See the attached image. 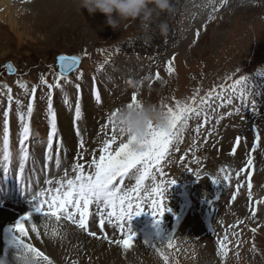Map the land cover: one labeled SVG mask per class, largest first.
I'll return each mask as SVG.
<instances>
[{
	"label": "rangeland",
	"instance_id": "obj_1",
	"mask_svg": "<svg viewBox=\"0 0 264 264\" xmlns=\"http://www.w3.org/2000/svg\"><path fill=\"white\" fill-rule=\"evenodd\" d=\"M56 1L64 3L61 11L48 19ZM171 2L175 14H154L147 31L139 20H122L113 31L104 14H89L80 0H13V19L24 36L18 38L7 20H0V137L5 138L7 120L8 140L18 142L16 146L9 142L8 158L10 151L19 155L25 141L37 148L31 167L36 186V178L42 182L77 164L83 165L85 174L93 171L92 160H98L104 141L113 136L109 118L131 103L133 94L139 102L164 105L165 110L175 109L177 102L202 108L161 163L163 174L154 170V182H164L163 202L171 211L158 227L148 214L135 217L131 228L136 241L131 249L90 237L67 221L54 223L58 231L72 229L75 236L97 242L104 250H97L96 257L113 248L122 264H264V0ZM161 22L169 25L167 36L160 35ZM59 54L78 56V70L60 77L55 66ZM170 61L172 73L167 71ZM6 63L13 65L14 75L5 74ZM242 77L244 82L237 84ZM205 99L208 103L201 105ZM61 111L71 141L61 133ZM53 113L56 129L49 148ZM25 124L30 133L21 143ZM115 135L113 150L127 140L118 129ZM2 145L0 167L7 172L1 163L8 160ZM21 168L23 162L18 160L6 178L14 183ZM65 172L66 179L76 175ZM138 175L133 170L125 178V192L131 194ZM3 183L0 174V189ZM152 183L145 181L149 188ZM10 201H1L0 213L13 209ZM143 207L150 212L147 202ZM90 212L91 231L113 240L122 238L115 221H106L101 232L95 205ZM169 234L171 247L166 243ZM146 240L155 247L145 245ZM0 243L3 257L7 236ZM82 243L85 246L80 244L66 255L65 264H94L86 248L92 243Z\"/></svg>",
	"mask_w": 264,
	"mask_h": 264
},
{
	"label": "snow or ice",
	"instance_id": "obj_2",
	"mask_svg": "<svg viewBox=\"0 0 264 264\" xmlns=\"http://www.w3.org/2000/svg\"><path fill=\"white\" fill-rule=\"evenodd\" d=\"M198 36V33H197ZM174 60V58H173ZM80 58L76 55H60L58 57L59 75L64 77L66 73L72 72L78 67ZM9 65V71H11ZM167 71L172 73L174 71L172 62L168 64ZM159 79V74H156ZM245 78H241L236 81L237 84H242ZM59 85L57 84V87ZM35 89H33V93ZM244 92L241 91L243 97ZM211 98V93H209ZM139 101L135 94L131 97V103L128 104L131 107L137 104ZM196 103L195 99L192 102ZM208 103V100H201L200 104L204 105ZM165 108L166 106L161 105ZM210 107V105H209ZM51 108V104H49ZM197 107H193L190 104L176 103L175 109L167 107L166 112L168 114V126L166 129L160 130L150 126L148 135L139 143L132 138L127 137L126 142L121 140L119 146L116 149H112V144L116 143V126L112 122L111 117L109 123L112 124L113 136L110 140H105L101 149V154L98 160L93 159L91 167L93 171L85 174L84 167L81 164H77L72 170L76 173L74 178L66 179V181H58V187L48 188L46 193L41 194V198L36 196L32 197L30 201V210L26 214L21 215L19 219H16L14 223L9 225L5 229L7 236V243L5 248V254L0 257V261H6L7 264H13L21 258L19 254L31 253L39 261H44L46 264H52V260L45 255L42 251L38 250L31 243L28 242V230L26 224L31 225V231L37 234V225L33 222V213H37L40 217H43L46 221H51L53 218L57 223L60 221H67L74 225L77 229L82 230L86 235L97 239L108 240L109 244L115 243L122 247L125 251L131 249L136 241L135 233L131 228V221L142 214H148L153 217L155 225L158 227L163 220L166 213L171 209L164 205L165 187L164 182L159 184L155 183L154 170L163 174L161 163L166 159L169 154L170 148L174 144L180 143L185 129L189 125L190 119L199 117L201 111ZM33 111L32 106H28V113ZM215 111V109H213ZM115 112L112 113L114 115ZM111 115V116H112ZM7 116V113H5ZM80 109L76 108V118L79 119ZM51 132L49 135V148H51L52 136L55 134V114L51 117ZM30 128L27 124L23 127V137L21 143L28 139ZM122 135V131H120ZM4 147L6 150L5 159H8L7 149L9 145L7 120H5L4 131ZM259 140V136H257ZM237 144H239V138H237ZM83 147V142H81ZM235 149H233V154ZM251 164V161H248ZM135 173L139 175L135 180V188L131 190V194L123 190L125 178L129 176V173ZM244 169H242L243 171ZM22 171V168H21ZM239 175V173H237ZM197 174V179H199ZM227 179V177H225ZM152 179L153 183L149 188L145 181ZM213 184L216 181L211 180ZM52 183L51 180L48 181ZM171 185L176 184V180L170 181ZM119 185V186H117ZM239 187V186H238ZM251 185L249 184V188ZM147 202L150 208V212L144 211V203ZM92 205L96 206L97 215H99V226L101 232L104 231L105 223L111 224L114 221L120 228L121 239H109L105 233L103 237L97 235L96 232L90 230L89 217L92 214L90 208ZM255 213H253L254 215ZM45 229L48 225L45 223ZM158 235L160 234L158 228ZM53 236L57 235L56 230L52 232ZM172 235L166 237L167 245L171 247ZM145 245L149 247H155V244L151 241H145ZM165 243H160L163 246ZM225 246L221 245V251L223 252ZM11 255V260H9ZM161 257L167 261V256L161 253Z\"/></svg>",
	"mask_w": 264,
	"mask_h": 264
},
{
	"label": "bare ground",
	"instance_id": "obj_3",
	"mask_svg": "<svg viewBox=\"0 0 264 264\" xmlns=\"http://www.w3.org/2000/svg\"><path fill=\"white\" fill-rule=\"evenodd\" d=\"M62 4H64V3L59 2V1L58 2L56 1L55 3H53L52 7H54V10L52 11V16L47 17V18L53 20L54 16H56L55 13H59V11H61L60 8L63 6ZM12 5H13V0H0V20H3V21L7 20L8 25H10L12 30H14V32H15V34H17L18 38H20V36H22L23 34H21L18 31L17 22H16V20L13 19L12 14H13V11L15 9L14 8L15 6H12ZM46 21H47V19H46ZM61 112H62L61 119H60V125L62 128L61 133L66 140L71 141L72 136L67 131V126L65 124L66 118H65L64 112L63 111H61ZM75 125H77V124H75ZM73 128H74V126H73ZM82 133H84V132H82ZM77 137H79V136H77ZM4 139H5L4 137H3V139L0 137V147H1L0 152L3 149L2 144H4L3 143ZM9 142H10L11 146H16V144L18 143V142L16 143V139H14V138L10 139ZM67 146H69V145H67ZM22 147L24 148V150H20L21 153L19 155H17V153H13L12 151L9 152L10 161L6 162L7 163L6 166H8L7 168H9L7 171L9 173L12 170L13 166H15L16 162L18 160H21L23 162V169H22V171H20L19 174L21 176H23L25 179H27L28 175L31 174V171H32L31 167L34 166L33 161L37 159L38 151H37L36 147L31 146L29 143H27V141H25V143ZM29 149H32L34 153L32 154L31 152H29ZM26 151H28V152H26ZM0 169H1V167H0ZM64 170H63V172H65ZM63 172L55 174V176H50V178L42 181L40 183V189L37 190L36 192H34V194L31 197H29L24 203H20L18 205H16V204L9 205L13 209L6 210L4 213H0V228H1L0 240L1 241H4L6 239L5 229L9 225L12 224V219L13 218L15 220L19 219V217L21 215L26 214V212L28 210H30V201L32 200L33 196H36L39 199V198H41V194L46 193V190L48 188H50V187L53 189L56 188L58 186L57 182L64 178ZM72 172H73V170L69 168L68 172H65V173L69 174ZM1 173H3V172H1ZM32 174L35 175L34 170L32 171ZM49 180L52 181L51 184L48 183ZM64 180L66 181V177L64 178ZM21 181L23 182V178H20L17 180V182H21ZM37 183H39V181ZM8 188H11L10 185H8ZM25 188H27V186H25ZM7 190H9V189H7ZM10 190H12V189H10ZM15 190H17V189H15ZM18 196H21L20 192L18 193ZM0 198H1V195H0ZM1 200L2 199H0V201ZM16 213H19V214L16 215ZM35 219H36V221H35ZM54 220L46 221L43 217H40L39 214L33 213V222L36 223V225H37V231L39 232V237H37V234L35 232L31 231V225L26 224L25 226L28 230V233L30 234V237H29L30 239H28L30 241V243L35 244L36 248L38 250L42 251L45 255H50L53 258H55V261L57 264H65L64 261H65L66 255L70 254V252L76 246H77V250H78L80 244L85 246V244L82 242L92 243V244H89L88 247H86V248L88 249L89 256L90 257L92 256V259H94V264H122V262L120 260L121 258L119 257L118 253L113 250V248H109V252L104 253L101 257H96L95 252H97V250H99V249L104 250L103 247L98 245L97 242H95V241H89V240L87 241V240L83 239L82 237L75 236L73 233L74 231L72 229H68V231H66V232L58 231L57 226L54 223L56 221H54ZM1 223H2V225H1ZM45 223H47V225H48L47 229H45V227H44ZM54 229L57 232L56 236L52 235V232ZM68 243H71V245H69ZM118 257L120 259H118ZM9 260H11V255H9ZM13 264H17V262L14 261Z\"/></svg>",
	"mask_w": 264,
	"mask_h": 264
},
{
	"label": "clouds",
	"instance_id": "obj_4",
	"mask_svg": "<svg viewBox=\"0 0 264 264\" xmlns=\"http://www.w3.org/2000/svg\"><path fill=\"white\" fill-rule=\"evenodd\" d=\"M80 6L89 14L97 11L106 16L107 25L115 31L120 21L139 20L142 28L147 31L151 27L154 14H175L177 11L171 0H80ZM161 36H167L169 25L167 22L158 24ZM112 122L119 131L127 137L134 138L137 143L149 133L150 126L156 129H166L168 114L166 110L155 103L138 102L131 107L128 104L120 107L111 116ZM18 264H40L33 254H19ZM0 264H7L0 261Z\"/></svg>",
	"mask_w": 264,
	"mask_h": 264
},
{
	"label": "water",
	"instance_id": "obj_5",
	"mask_svg": "<svg viewBox=\"0 0 264 264\" xmlns=\"http://www.w3.org/2000/svg\"><path fill=\"white\" fill-rule=\"evenodd\" d=\"M60 55H62V54H59V55H57V56L55 57V63H56V67H57V71H58V73H59L58 57H59ZM79 64H80V63H79ZM9 65L11 66V69H12L11 71H9ZM5 67H6V73H7L8 75H13V74L15 73V69L13 68V66H12L10 63H6ZM78 67H79V65H78ZM78 67H77L76 69H74L72 72H70V73H66L65 76H67V75H69V74L75 72V71L78 69Z\"/></svg>",
	"mask_w": 264,
	"mask_h": 264
}]
</instances>
